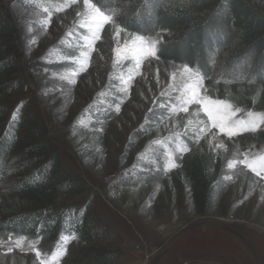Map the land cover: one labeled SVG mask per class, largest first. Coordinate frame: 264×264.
Instances as JSON below:
<instances>
[{"label":"rangeland","instance_id":"1","mask_svg":"<svg viewBox=\"0 0 264 264\" xmlns=\"http://www.w3.org/2000/svg\"><path fill=\"white\" fill-rule=\"evenodd\" d=\"M127 1L130 0H122ZM0 12L13 26L10 55L14 57L21 81L16 92L0 100V105L8 111L3 122H8L17 110L26 116L38 115L45 132L44 140L59 157L61 167L72 177L84 181L90 189L80 196L13 195L10 189L15 178L8 176L0 184V220L12 210L53 204L62 209L86 210L108 229L113 238L108 242H97L75 236L65 246L61 240L48 244L41 239L32 241L0 235V264H23L24 260L29 261L27 264H40V260H48L53 252H64L58 257L57 264H90L88 252L96 249L119 252L110 264H145L146 261L150 264L163 245L200 217H192L186 211L179 214L168 211L160 218L149 219L144 214L148 205L142 210L138 205V200H144L146 194L135 187L121 185L120 177L139 161L153 164L152 156H160L165 167L167 153H171L178 164L179 159L188 153L181 155L176 152L177 145L185 147L181 140L183 134H193L194 140L207 148L235 156L231 162L233 167L228 171V187L219 208L220 216L216 218L240 228L258 247L260 240L264 239V172L257 176L240 162L246 158L249 163L255 161L258 170L264 164L259 159L264 156V123L256 131L232 138L216 134L215 129L200 133L199 129L207 126V118L202 113L192 115L197 111L196 106H190L188 113L171 112L173 106H179L177 98L187 88L184 67L159 63L152 57L142 62L139 75H135L125 97L118 91L120 80L135 71L134 61L124 59L123 53L117 56L113 49H123L125 41L131 42L134 35L120 29L115 21L118 15L115 11L102 12L111 19L100 31L101 39L94 45L87 71L75 77V84L68 83L64 77L71 76L77 65L72 59L63 58L65 56L53 46L58 44L65 50H75L74 57L79 58L84 43L82 36L88 34L81 25L91 21L90 9L85 7L84 0H76L75 3L72 0H26L25 5L23 0H0ZM118 28L117 41L115 34ZM179 31L157 32L146 37L161 43L175 39ZM213 62L214 69L208 80L219 84L221 74L225 75L233 68L230 49L226 47ZM203 84L208 91V81L204 77ZM162 92L166 95H161ZM159 97L171 99L165 106L167 114L149 128V134L135 140V133L146 126V113ZM107 98L115 99V105L106 102ZM120 98H124L123 103H120ZM92 102L115 112L116 117L96 130L90 129L84 111ZM118 103L121 110L116 113ZM232 106L241 110L237 118H247L251 111L258 114L254 118L264 119L263 110ZM157 107L164 110L160 105ZM189 120L192 124L186 129ZM201 120L203 124L199 123ZM244 135L253 137L243 140L241 137ZM157 140L161 143L156 144ZM114 225L117 230L113 229ZM192 235L197 237L198 243L190 241L184 253L173 256L178 242ZM17 241H20L19 246ZM132 241L136 245H131ZM198 248L200 252H197ZM37 250L41 253L39 258L35 255ZM170 256H173V264H178L176 259L181 258H187L191 264L214 259L217 261L214 264H257L238 237L209 225L181 237L156 264H163Z\"/></svg>","mask_w":264,"mask_h":264},{"label":"trees","instance_id":"2","mask_svg":"<svg viewBox=\"0 0 264 264\" xmlns=\"http://www.w3.org/2000/svg\"><path fill=\"white\" fill-rule=\"evenodd\" d=\"M90 3L104 13L115 11L117 25L128 34L146 37L157 32L180 30L175 39L158 44L156 59L159 63L187 65L199 70L208 81V96L241 108L264 111L262 0H90ZM6 17L0 12V100L16 92L21 84L14 57L10 55L13 26ZM226 47L230 49L233 68L225 75L221 74V83L209 82L213 61ZM53 48L58 49L65 56L63 58L75 56V50H65L62 45ZM169 100L156 99L146 113V126L135 133V140L149 134V128L167 114L166 107L161 110L157 106H168ZM105 101L112 105L116 103L110 98ZM21 112L17 110L8 122H3L8 111L0 105V184L6 177L13 176L15 182L10 189L13 195L80 196L89 192L84 181L72 177L61 167L59 157L44 140L39 116H26ZM84 112L88 126L93 130L116 117L115 112L95 102L88 104ZM190 135H181L183 145L189 151L179 159L177 168L166 172L162 158L151 155L153 164L139 161L120 177L121 185L135 187L146 194L144 200H138V205L140 210L148 205L144 214L149 219L160 218L168 211L176 214L186 211L192 217L220 216L219 208L228 187V165L235 156L207 148ZM249 137L253 136L244 135L241 139ZM8 213L0 220L1 236L32 241L41 239L48 244L58 242L62 235L97 242L113 239L108 229L86 210L45 204ZM118 253L90 250L87 261L110 264Z\"/></svg>","mask_w":264,"mask_h":264},{"label":"snow or ice","instance_id":"3","mask_svg":"<svg viewBox=\"0 0 264 264\" xmlns=\"http://www.w3.org/2000/svg\"><path fill=\"white\" fill-rule=\"evenodd\" d=\"M72 2L75 3L76 0H72ZM84 5L86 8L90 9L89 15L91 21L90 23L81 25V27L87 30L88 34L82 36L84 43L82 45V50L79 53V58H71L77 65L76 69L72 71L71 76L64 77V79H66L70 84H75V77L80 73L87 71L91 53L94 51V45L96 41L101 39L100 31L104 24L108 23L111 19L109 16L104 15L99 8L93 6L90 3V0H84ZM119 34L120 29L118 28L115 34V39H117V41L119 40ZM158 43V41L152 38L142 35H134L131 42L125 41L123 49H113L117 56L123 53L124 59L130 58L134 61L135 71L129 72L126 78H122L120 80L121 86L118 88V91L125 94V97L130 91L135 75H139L142 62L149 57L157 58ZM183 73L187 77V88L177 98L179 101V106H173L171 112L188 113L190 106H196L197 111L192 112V115L195 116L202 113L207 118V126L201 127L199 129L200 133H208L212 129H215L216 134L232 138L242 135L248 131H256L259 129L260 125L264 123V119L258 120L254 118L258 114H255L251 111L247 113V118H237V113L241 111L239 108L233 109V106L230 102L223 99L212 98L206 95L207 89L204 88L203 77L199 70H194L185 65L183 68ZM161 95H166V93L162 92ZM123 99L124 98H120V103H123ZM120 103L116 104L115 106L116 113H119L121 110ZM160 107H165V105L161 104ZM199 123L203 124L204 121L201 120ZM190 124H192V120L188 121V124L185 125V128L187 129L188 125ZM155 143L160 144L161 141L157 140ZM187 151H189L187 147H180L179 145L176 147V152L181 153V155ZM259 159L264 161V156L259 157ZM167 160L168 163L165 166L166 172L178 167L171 153H167ZM240 163L245 164L246 167H248L257 176H261V173L264 172V164H262L258 170L255 161L249 163L246 158ZM228 167L231 168L233 165L230 163ZM72 239H75V235H62L60 238L61 242L65 246ZM19 244L20 241H17L18 246ZM8 251L11 252L12 249L9 248ZM63 254L64 252H53L48 260H40V264H57L58 257L62 256ZM35 255L37 258H39L41 253L37 250L35 251Z\"/></svg>","mask_w":264,"mask_h":264},{"label":"water","instance_id":"4","mask_svg":"<svg viewBox=\"0 0 264 264\" xmlns=\"http://www.w3.org/2000/svg\"><path fill=\"white\" fill-rule=\"evenodd\" d=\"M215 226L231 232L238 237L250 250L257 264H264V259L256 244L237 226L216 217H200L187 224L182 230L175 234L165 245H163L153 256L150 264H156L158 259L169 250L181 237L201 226Z\"/></svg>","mask_w":264,"mask_h":264},{"label":"crops","instance_id":"5","mask_svg":"<svg viewBox=\"0 0 264 264\" xmlns=\"http://www.w3.org/2000/svg\"><path fill=\"white\" fill-rule=\"evenodd\" d=\"M102 219L105 222V219H104L103 216H102ZM114 226H112V228ZM113 229L114 230H117V227L115 226ZM190 241L196 242L197 241V237L195 235L194 236L192 235L189 238H183L182 241L181 242H178L177 246L174 248V251L172 252V255L174 256V255H177L178 253H180V254L184 253L183 251L186 249V246L191 243ZM196 243H198V242H196ZM130 244L133 245V246L136 245V243L133 242V241L130 242ZM258 248H259V251H260V253H261V255H262L263 259H264V239H261L260 240V243L258 245ZM198 250L200 252V249L199 248L197 249V252H198ZM173 256L167 257V259L164 260L163 264H173V263H171V261L174 262L173 260H171ZM186 260H187V258H181L180 260H177L176 259V261H177L178 264H181V261H183V264H191L190 262H188ZM216 262H217L216 259H214L212 261H201V260H198L197 263L198 264H214Z\"/></svg>","mask_w":264,"mask_h":264},{"label":"built area","instance_id":"6","mask_svg":"<svg viewBox=\"0 0 264 264\" xmlns=\"http://www.w3.org/2000/svg\"><path fill=\"white\" fill-rule=\"evenodd\" d=\"M147 259H148V258H147ZM147 259H146V260H147ZM143 264H144V263H143ZM145 264H148V261H146Z\"/></svg>","mask_w":264,"mask_h":264}]
</instances>
